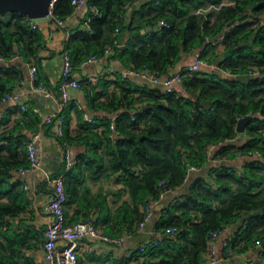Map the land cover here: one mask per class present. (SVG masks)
<instances>
[{"label": "trees", "instance_id": "obj_1", "mask_svg": "<svg viewBox=\"0 0 264 264\" xmlns=\"http://www.w3.org/2000/svg\"><path fill=\"white\" fill-rule=\"evenodd\" d=\"M133 3L134 0H87L90 31L73 35L65 48L74 69L92 56H105L117 28L120 32H135L125 47L112 49V55L116 53L131 70L167 76L182 55L199 49L201 60L215 68L186 78L183 93H164L149 86L129 89L119 79L121 99L117 101L113 96L98 106L111 113L124 103L129 105L115 121L118 137L113 136L108 118H104L102 133L87 132L92 126L82 124L86 135L72 136L65 118L61 144L65 147L78 141L90 148L88 155L75 160L73 169L79 175L89 170L94 181L116 175L131 195L132 205L125 203L119 210L128 216L132 228L144 219L147 199L159 201L162 193L183 186L189 171L205 166L211 147H216L215 159L238 155L248 158L242 170L213 169L209 180L199 178L193 182L185 201L171 205L157 223L164 238L144 252L137 251L131 259L133 264H202L211 234L223 232L236 222L239 227L228 242L230 250L242 254L258 249L264 241V0H153L128 19ZM210 6L216 8L197 14L198 9ZM73 11L72 0H57L52 18L64 20ZM161 22L168 26L141 34L146 25ZM29 23L20 13L0 17V54L5 60L18 55L38 64L43 34L30 29ZM4 71L9 75L8 69ZM238 75L252 78L238 82ZM38 78L44 81L39 67ZM11 81L0 78L1 99L8 94ZM134 94H138L137 98ZM144 101L151 108L142 107L133 113L131 106ZM205 101L211 103L209 108L203 106ZM258 113L261 117L246 125L245 139L234 144L240 136L239 120ZM9 117L0 125V197L9 196L8 203L0 204V221L23 208L22 204L15 205L14 199L22 194L16 186L7 193L2 189L14 173L29 169L30 139L24 130H30L32 122H39L29 112L13 122ZM256 152L261 157H255ZM74 179H65L68 201L77 192ZM76 181L82 184L85 177ZM162 182L165 183L160 185ZM170 228L176 232L167 234ZM259 255L256 264H264V249L259 250Z\"/></svg>", "mask_w": 264, "mask_h": 264}, {"label": "crops", "instance_id": "obj_2", "mask_svg": "<svg viewBox=\"0 0 264 264\" xmlns=\"http://www.w3.org/2000/svg\"><path fill=\"white\" fill-rule=\"evenodd\" d=\"M150 1L153 0H134L129 9L128 19L135 10ZM88 21L89 9L87 7L74 10L69 17L63 20V26H59L52 17L40 19L37 30L43 34V44L38 47V64L36 61H25L20 56L17 60L4 59L0 61V70L3 69L0 71V78L12 79L7 87L9 88L8 94L17 96L16 100L9 102H3V98H0V125L13 111L17 113L15 112L10 116L11 118L9 117L11 122L22 116L24 114L23 107H27L29 115H34L35 118L39 119V122L37 124L32 122L30 130L25 129L24 134L29 139L34 134H38L37 147L41 156L40 169L14 173L9 184L2 189L3 193H7L10 188L16 186V191H20L22 194L14 199L15 205H23V208L16 215L7 216L0 221V256L4 263L46 264L43 245L45 231L52 220L47 211V205L54 192L51 179L63 172L65 148H69L74 161L90 153L89 146L82 142L73 141L67 143L65 147L61 144L60 137L57 135L58 119L68 118L67 126L72 136L85 132L84 128L81 127L82 124L92 126L87 132L100 134L104 130V126H102L105 122L104 118H108L110 122H115L119 116L128 110L129 105L126 103L122 104L116 112L111 113L98 107L112 99L113 96L117 98V101L121 99L123 92L117 84L119 79L125 82L129 89L131 87L149 86L152 89L159 88L164 92L163 87L150 84L141 77L130 75L125 77L124 75L131 69L123 63L121 58L116 56V53L114 55L111 53L101 57L99 62L88 65L82 64L74 69V79L82 82L84 86L82 89H71L69 91L71 103L66 109L62 107L59 99L62 80V54L73 35L78 32L89 31ZM148 26L152 25H146L141 30V34L150 33L146 31ZM134 34V31L119 33L121 48L127 45ZM208 42L211 41L208 40ZM201 50L182 55L178 63L171 69V73L192 64ZM33 64L41 70L44 81L36 83L31 81L30 67ZM213 68L215 66H209L205 62L200 71L207 72ZM5 69L9 70V75L6 74ZM245 76L252 78L250 75ZM41 82L48 90L52 91L53 98L47 97L43 91L37 89ZM176 91L183 93V86L177 85ZM98 93H101L99 98L96 97ZM134 96L137 98L138 94H134ZM143 97L145 98V96ZM146 106L149 105L144 101L137 102L131 107L134 113ZM78 112L80 115L77 114ZM85 115L96 119L98 126L89 125L85 121ZM252 117H261V114L258 113ZM48 118L54 119V122L48 124L46 122ZM112 134L115 138L119 136V133L112 132ZM243 134L241 133L233 143H241L245 139ZM214 154L215 149H212L205 166L189 171L183 186L167 191L157 201L154 207V216L143 229H140V224L129 228V222L126 219L128 216L119 210L125 203L132 205V200L129 190H125L126 186L116 179V175L94 181L91 179L89 170L83 171L81 175L75 169L67 173L65 179L67 180L69 176H72L75 178L73 181L77 186L76 194H71L66 205L68 222L90 221L103 235L112 238L124 237L122 244L108 243L100 239H84L79 246L80 264H122L127 261L133 264L131 258L137 251L142 252L143 248L146 250L151 244L158 245L164 236L160 235L162 232L157 229V223L163 215H166V210L171 205L185 201L193 182L199 178L209 180L210 172L213 169L219 170L222 167H228L242 170L245 162L248 161V158L240 155L236 158L219 160L214 158ZM82 176L85 177V181L82 184L77 183L76 180ZM8 202L9 196L0 197V204ZM238 227L239 223L232 224L223 230L219 237L216 247V254L220 260L218 264H256L260 261V249L252 248L242 254L230 250L228 242L235 237Z\"/></svg>", "mask_w": 264, "mask_h": 264}, {"label": "built area", "instance_id": "obj_3", "mask_svg": "<svg viewBox=\"0 0 264 264\" xmlns=\"http://www.w3.org/2000/svg\"><path fill=\"white\" fill-rule=\"evenodd\" d=\"M72 6L74 10H80L87 6V0H72ZM216 8L215 6H210L208 8H200L197 10V14L204 15L210 9ZM53 11V9H52ZM52 11L49 16H52ZM40 19L30 20L29 27L32 30H37L39 28ZM59 26H63V20H56ZM161 26H168L165 22L160 23ZM90 31V26H89ZM120 30L117 28L114 33L113 44L108 46L105 51V56L112 53L113 47H121V44L118 40ZM222 38L219 39L221 41ZM20 57L18 55L11 57V60H17ZM63 64H62V80L60 84V103L62 107L70 105L71 99L69 91L71 89H82L84 84L80 81H77L73 77V60L71 54L68 50H64L62 54ZM102 58L98 56H92L89 59L83 62V65H88L93 62H99ZM4 57L0 54V61H3ZM204 62L201 60L200 52L197 54L194 62L183 69L176 71L167 76H159L151 73L150 71H134L130 70L125 77L127 76H137L143 79H146L150 84L161 86L164 89V93H175L176 86L182 85L186 78L192 77L194 74L198 73L201 68L204 66ZM258 74V72H256ZM30 79L33 83L39 81L38 78V68L36 65H31L30 67ZM40 91H43L47 97H54L52 91L48 90L45 85L41 82L37 88ZM17 99L15 94H8L3 98V102L14 101ZM23 112L27 113L28 108L23 107ZM85 121L90 125H96V119L89 118L87 115L84 116ZM135 120V119H134ZM48 124H52L54 119L48 118L46 120ZM57 135L58 137H63L64 135V125L65 118L58 119L57 123ZM112 132L118 133L115 122H112L111 125ZM38 134H34L29 143H28V153L30 160L29 169L23 170V172H29L30 170H38L41 168V156L37 147ZM213 146L210 150L215 149ZM255 157H261L259 152L253 154ZM74 158L69 150L65 148L64 154V166L62 174L51 179L53 184V197L47 205V211L51 215L52 220L45 231V241L43 245L44 258L46 264H80L79 259V246L81 241L86 238L100 239L108 243L113 244H122L124 237L112 238L106 235H103L98 228L90 221H78L75 223H68L66 215V204L68 202V195L66 193V184H65V175L72 171L74 168ZM192 170H195L193 168ZM165 182H162L160 185H163ZM25 188H28L25 186ZM165 193L161 194V197ZM157 204V201L152 197H149L146 201L144 207V219L140 222V229H143L148 221H150L154 216V207ZM175 229H167V234H174ZM222 232H214L210 236L209 240V249L206 254L205 260L202 264H218L219 258L216 254L217 241L221 236ZM162 235V233L160 234ZM258 249H263L262 245L258 246ZM145 248L142 249L144 252ZM0 264L4 263L0 256ZM248 264V263H245Z\"/></svg>", "mask_w": 264, "mask_h": 264}, {"label": "water", "instance_id": "obj_4", "mask_svg": "<svg viewBox=\"0 0 264 264\" xmlns=\"http://www.w3.org/2000/svg\"><path fill=\"white\" fill-rule=\"evenodd\" d=\"M57 0H0V17H5L9 13H20L26 16L29 20L44 19L50 16L53 5ZM161 28L160 24L155 26L146 27V31H158ZM238 82H248L251 80L249 76L239 75L236 77ZM211 103L209 101L203 102L205 108H209ZM151 108L150 106L144 107V110ZM254 118L246 116L239 120L237 125V132L244 133L246 125ZM264 249V241L262 243Z\"/></svg>", "mask_w": 264, "mask_h": 264}, {"label": "rangeland", "instance_id": "obj_5", "mask_svg": "<svg viewBox=\"0 0 264 264\" xmlns=\"http://www.w3.org/2000/svg\"><path fill=\"white\" fill-rule=\"evenodd\" d=\"M165 218L168 219V216H166Z\"/></svg>", "mask_w": 264, "mask_h": 264}]
</instances>
